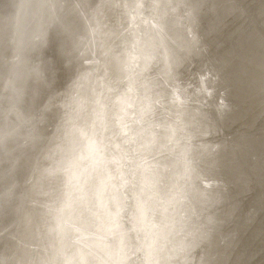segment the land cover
Masks as SVG:
<instances>
[{"label":"bare ground","instance_id":"1","mask_svg":"<svg viewBox=\"0 0 264 264\" xmlns=\"http://www.w3.org/2000/svg\"><path fill=\"white\" fill-rule=\"evenodd\" d=\"M119 1L94 0L87 6V12L94 10L98 20L96 30L88 36L89 16L82 1H60V19L63 8L70 6L76 13L73 21L79 23L69 44L70 61L77 62L79 71L74 76L73 85L70 84V92L67 93L64 87L58 95H63L64 101L72 96L75 99L76 104L69 112L74 113L78 124L74 125L73 132L70 131V136L79 147L70 159L67 158L68 161H64L66 169L57 197L54 198L55 189L44 194L42 201L30 198V202L42 206L52 215L73 211L77 215L74 218L84 216L90 222L75 224L80 233L75 240L79 243L71 242L70 237L66 239L55 229L44 231V238H41L43 234L40 238L32 235L27 243L29 251L33 252L45 242L48 246L57 242L63 248L61 252L67 250V254L63 253L55 264H97L96 256L106 264H129L131 258L126 252L132 253L134 258L130 264L135 260L139 263L138 259L142 261L139 264H159L151 241L146 248L137 242H127L126 229L135 237L143 226L134 229L124 226L126 213L132 202L139 207L136 202L139 193L136 194L134 184L144 171L138 185L148 172L157 170L159 150L173 152L175 147L182 148L188 143L189 148L184 147L186 150L182 151L184 156L177 151L176 165L173 158L171 166L166 159L163 160L167 175L161 186L169 188L163 198L158 196L147 201L151 208L150 228L158 235L161 232L158 202L166 198L173 187L175 196H180L179 208L187 200L194 212L187 226L191 231L187 242H182L179 254L169 258L178 260L177 264H182L181 261L184 264H264V0H230L238 4L233 15L225 19L229 23L206 29L209 30L206 36L202 32L205 28L201 30L198 20L199 12H205L203 8L210 4L208 0H193L192 5H182L183 0L171 3L170 0H135V11L130 12L129 18L135 20L139 17L135 23L139 32L135 34L131 47L125 42V26L122 23L113 25L115 11L127 4V0H123L124 5ZM35 2L34 11L37 12L39 1ZM146 10L152 12L146 13ZM5 13L3 11L0 16ZM254 26L256 29L252 34L254 41L259 39L260 57L251 63L248 57L245 58L249 55V44L245 54H241L240 49L245 44L239 45V40ZM232 30L236 32L231 33ZM129 51V59L122 61V54ZM110 54L117 57V62H113ZM237 57L241 61L234 70L233 63L239 60ZM202 62L205 66L197 70V65ZM210 63L213 65L209 66ZM181 67L184 72L178 70ZM173 76H177L175 88L180 91V97L173 100L184 116L167 113L164 102L155 96L156 85L172 81ZM188 76L201 80V83L195 80L197 85L194 87L196 93L206 96H200L203 100H190L183 92L185 87L181 83ZM30 87L31 90L24 95L35 108L41 103L36 95L43 89V83L33 80ZM216 94L225 97L221 106L212 101ZM82 106H85L83 115ZM182 107H186L185 110ZM39 110L40 106L34 112L35 116L39 115ZM208 114L223 120L217 123V119L213 120ZM67 115L63 111L57 121L48 123V134L41 130L45 141L53 142V128ZM172 117L179 120L174 128L166 119ZM181 122L183 128H180ZM186 127L187 137L175 143L176 130L183 131ZM75 128L81 134L79 137ZM22 133L26 134L12 142L21 155L22 175L14 179L9 176L6 186L14 185L17 193H35L37 186L33 181L43 175L46 167L40 164L35 140L29 133ZM183 163L186 165L184 170ZM190 172L196 179L193 178L194 181L182 190L181 183L191 178ZM89 190L92 193L88 195L92 197L87 207L82 202ZM39 194H43L41 190ZM7 199L11 200V197L7 196ZM130 212L134 214V207ZM184 216L181 207L175 235L185 222ZM4 219L8 225L1 228ZM8 219L7 215L0 214V222H3L0 229L10 230L4 238H8L9 251H12L19 225ZM82 244L86 245L84 252ZM78 246L76 254L79 258L76 260L72 249ZM85 252L87 254L83 255Z\"/></svg>","mask_w":264,"mask_h":264},{"label":"water","instance_id":"2","mask_svg":"<svg viewBox=\"0 0 264 264\" xmlns=\"http://www.w3.org/2000/svg\"><path fill=\"white\" fill-rule=\"evenodd\" d=\"M38 1V9L37 12H35V0H0V13L3 11L6 12L3 16H0V214L7 215L10 221L19 225V229L15 234V248L12 249V251H9L8 238V241L4 238V235H8L10 230L4 231L0 229L2 231V233H0V264H35V262L36 264H55L58 258L63 257V253L67 254V250L62 253L61 250H63V248L60 247L57 242L49 243V246L45 242L44 245L41 244L38 249H34L33 252H31L27 246L29 238L32 235L40 238L42 234L41 238H44V231L48 232L56 229L57 232L59 231L61 234L65 235L66 239L70 237L72 239L71 242L79 243L75 240L76 236L80 234L79 228L76 227L75 224L77 222H85L87 225L90 222V220L84 216H80L81 219H78V217L74 218L73 216L77 215L73 211L67 213L57 212L52 215L42 206H34L30 202V198L42 201L44 194L53 192L55 189L54 198L57 197V189L62 180L63 172L66 169L65 162L68 161L67 158H71L74 150L79 147L77 145L75 146L77 142L70 136V131L73 132L74 125L76 126L78 124V120H76L77 117H73L75 116L74 113L70 114L69 112L70 107L76 104L75 99L72 96L71 99L64 101L63 95L58 96L59 93L63 92L64 87L66 90H70L69 87L73 85L72 81H74V76L77 70L79 71L77 62H73V59L70 61L72 54L69 53V44L74 36L73 32L76 31L79 23L73 21L76 13L71 10L70 6L63 8V15L60 19V13H62L60 12V1L62 2L63 0ZM81 1L86 10L87 6L94 0ZM174 1L179 0H170L169 3ZM120 3L124 5L123 0L119 1V4ZM194 3L195 1L193 0L182 1V5H192ZM4 4H7L6 8L3 7ZM208 4V7L203 8L205 12H199L200 19L198 20L201 30L202 27L205 28L202 31L205 33V36L209 30L216 29L218 24L229 23L226 22L225 19H229L233 15L232 13L238 3H234L230 0H208ZM241 4L242 3H240V5ZM134 5L135 0H127V4L124 5L123 8H118L117 11H115L116 22L114 21L115 23H113V25L122 23L123 26H125L126 31L123 34L127 36V41L125 42L128 47H131V42L135 40V34L139 32L137 25H135L139 17L137 16L135 20H130L129 18L130 12L135 11ZM217 10H219V12ZM150 11L151 10H146V13ZM166 11L167 10H165V12ZM87 13L89 22L86 34L88 36L91 32L96 30L97 27L95 28V26H98V20L95 17L94 10H88ZM65 20L67 21L66 24ZM161 20L163 22V19ZM67 24H69V27H67ZM255 29L256 27L254 26L250 29L249 33L245 31L239 40V45L245 44L240 49L241 54L246 52L247 44H249V49L247 51L249 55L245 58L248 57L251 63H255V59L260 57L257 47L259 39L254 41V35L252 34ZM37 32L38 35L35 36ZM233 32L236 31L232 30L231 33ZM146 34L149 35L150 32L147 31ZM96 46L97 41L94 43V48ZM130 52L131 51H129L128 54H122V61L129 59L131 55ZM239 57L237 58L239 59ZM111 58H114L113 62H117V57L111 55ZM239 61L241 60L236 59L233 63L235 66L234 70H236V66L239 65ZM203 62L197 65V70L205 66ZM212 65L211 63L209 64V66ZM178 70L184 72L183 67ZM181 74L183 73H180V75ZM77 77L75 81L77 82L75 83L76 89L78 87L79 75H77ZM176 77L177 76H173L172 81L163 82L162 86L158 83L156 85L155 96H159L161 102H164L163 108L167 113H173L174 116H184V113L181 109L179 110L176 107L174 101L180 97L178 94L180 91L176 89L177 87L175 88ZM33 80H40V83H43V89L41 91L39 90L36 95L37 100L39 98L41 99V105L39 104L35 108L28 103L27 96L25 97L24 95L26 91L28 93L29 90H31L30 85ZM195 80L198 81L197 83H201V80L199 81L197 77L193 79L188 76V79L184 80L181 86L185 87L183 92L189 96L188 99L201 101L203 98L200 96L205 95L196 93L197 89L195 90L196 87L194 86L197 85V83ZM69 81H71V83H69ZM69 90L67 93L70 92ZM175 91H177V93ZM33 92L35 95V91ZM183 92H181V94ZM48 95L49 99H47ZM169 97L172 99L170 100ZM33 99L35 98L33 97ZM54 99H56V101H53ZM214 99L215 100L212 99V101L217 106H221L225 103V97L223 98L222 94H216ZM168 100L171 102H168ZM39 106V115L35 116V111ZM182 108L185 110L186 107ZM80 109L83 115L85 106H82ZM63 111L68 115L63 117L55 128H53V142L49 143V141H45V134H48L46 129L48 123L57 121V118L60 114L62 115ZM210 117L213 118V120L217 119V123L223 120L220 119L219 116L215 117L210 115ZM166 119L172 123V128L179 124L177 118L172 117ZM81 120L82 116L79 118V122ZM183 126L184 124L181 122L180 128H183ZM187 127L184 128L183 131L180 129L179 131L176 130L175 143L179 142L181 138L185 139L187 137ZM41 130H44L45 134H43ZM22 132L29 133V136L35 140V151L40 156V164L46 167L43 175L38 179L36 178V182L33 181V185L37 186V191L35 193L30 191H18L19 193H17L14 185L9 184L6 186L9 176L14 179L22 175L20 169L21 155L18 154L17 150L14 148V143H12L18 136L26 134ZM75 132L78 137L81 135L77 128H75ZM202 135L206 136V133L202 132ZM185 144L186 145L183 144L184 146L182 148L175 147L173 152L166 151L165 149L159 150L160 159L158 160L157 170L153 169L148 172V175H145V178H143L144 181L138 185L139 179H142L143 174L146 172L144 171L140 177L138 175L139 179L137 177L138 180L134 184L136 194L137 192L139 193V200L136 199V202H139V207L137 208L136 204L132 202L126 213L124 226L131 229L137 228L138 225L143 226L135 237L126 229L127 242H137L146 248L151 241L152 251H155L153 254L157 255V262H159V264H177L178 260L169 257L179 254L182 242H187L191 233L187 226L193 218L194 210L186 200L181 206L184 210L185 222L181 225L178 235H175L178 227V214H180L181 207L179 208L180 202L178 200L180 196H175V191L172 187V189L169 190L168 196L158 202L161 218V232H159L158 235L149 225V210H151V208L148 207L147 201L150 198L155 199L158 196L163 198L165 196L164 192L169 187L164 189V187L161 186V182L166 179L165 176L167 175L165 171L166 167L163 166V160L166 159L167 163L171 166V159L173 158V162L176 165L177 151L184 156L182 151L184 150L183 152H185V150L189 148L188 143ZM209 146L212 148V144H209ZM184 147H186V149ZM185 168L186 165L183 163V170ZM190 176L191 178L181 183L182 190L194 181L193 178L196 179V176L191 172ZM48 180H50V182H48ZM40 190L43 194H39ZM89 193H92V190L86 191V198L82 202L87 207L90 206L89 200L92 197H89ZM7 196H10L11 200H8ZM132 207H134V214L131 212L128 213ZM121 217H123V215H121ZM4 222L5 224L1 228L8 225V221L5 220ZM2 223L3 222H0V226L3 225ZM79 237L82 239L84 238L82 235ZM168 247L170 248L169 250L167 249ZM85 248L86 245L82 244V252H84ZM128 248L129 251H132L131 247ZM168 251L169 254H167ZM76 252H79V246L72 249V254L77 260L79 254H76ZM86 254L87 252L83 253V255ZM126 254L130 255V264L133 258L132 253L126 252ZM138 260L139 263H142L140 259ZM95 262H97V264H106L100 256H96ZM181 262L184 264L183 261ZM132 263L139 264L137 260L132 261ZM73 264L76 263L74 262Z\"/></svg>","mask_w":264,"mask_h":264}]
</instances>
